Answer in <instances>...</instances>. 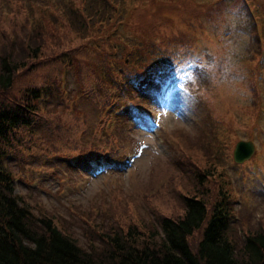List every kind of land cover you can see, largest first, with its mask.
Wrapping results in <instances>:
<instances>
[{"label":"rangeland","instance_id":"1","mask_svg":"<svg viewBox=\"0 0 264 264\" xmlns=\"http://www.w3.org/2000/svg\"><path fill=\"white\" fill-rule=\"evenodd\" d=\"M99 1L0 0V41L14 40L17 30L12 27L26 17L32 24L36 5L44 21L58 30L48 36L60 45L49 81L59 82L63 100L59 93L47 95L37 118L38 144L30 141V150L7 161L14 193L35 215L53 213L89 250L106 233L130 225L159 230L156 210L166 211L171 200L175 207L170 211L181 212L179 192L201 171L204 180L231 199V237L238 236L241 225L248 232L262 229L264 0H103V14L89 12ZM113 9L117 17L109 22ZM80 10L82 27L77 30L64 17L74 18ZM156 38L160 49L152 52ZM125 40L132 41L126 45ZM124 45L126 51L137 50L131 62L138 68L126 67L132 56L119 57ZM65 54L67 62L62 61ZM101 60L109 66L110 83L95 80L99 69L91 62ZM83 76L79 93L76 80ZM167 82L172 90L163 100L161 89ZM97 90L107 97L98 104L91 99ZM64 102L68 113L62 110ZM155 121L157 126H150ZM44 129L51 134L40 141ZM238 140L255 144L254 154L242 163L232 159ZM103 142L119 146L114 148L119 154L111 162L90 163L93 150L101 148L96 145ZM129 155L134 159L126 165ZM91 215L103 228L84 236ZM199 234L191 236L192 247Z\"/></svg>","mask_w":264,"mask_h":264},{"label":"trees","instance_id":"2","mask_svg":"<svg viewBox=\"0 0 264 264\" xmlns=\"http://www.w3.org/2000/svg\"><path fill=\"white\" fill-rule=\"evenodd\" d=\"M32 8L35 11L34 16H31L32 24H27L26 17L20 26L16 24V27H12L17 30L14 40L5 38L6 40L0 41V264H264V227L259 231L248 232L251 230L247 231L246 225H241L238 236L231 237L229 227L235 216L231 199L228 193L218 192L210 179L204 180L201 171L193 174L192 185L187 181L186 191L179 192L181 212L170 211L175 207L171 200L167 201L166 211L156 210L155 228L159 230L145 231L136 225H130L126 229L115 230L112 234L106 233L104 241L91 246L89 250L78 243L77 237L53 213L35 215L32 207L23 204V200L14 193V177L7 161L30 150V141L34 144L36 140V145L38 144L37 118L45 107L46 100L51 95L57 96V93L58 98L63 100L59 82L54 79L52 83L49 81L50 67L54 62L52 57L60 49V45L57 40H51L48 33L58 30L52 29L51 23L44 21L42 9L39 10L36 5ZM114 10L110 13L109 22L117 17ZM89 12L103 14V0L91 5ZM20 13L21 6L17 8V14ZM80 13L83 12L78 11L74 18L73 15L64 17L77 30L82 27ZM98 21L103 22L104 19L99 17ZM158 40L156 38L151 41L152 52L160 49ZM131 41L125 40L124 43L129 44ZM141 41L139 38V46L143 45ZM126 49L127 46L124 45L119 57L132 56L126 67L138 68V65L131 62L136 57L132 53L137 50ZM139 50L147 52L142 48ZM142 55L144 57L147 54ZM68 60L70 58L67 55L62 59L64 62ZM144 63L150 64V61ZM118 64L120 65L119 62ZM91 67L99 69L95 77L97 82L106 84L113 80L105 60L91 62ZM80 69L81 67L76 70L78 74ZM115 69L120 75L123 74L117 67ZM83 80L84 76L83 79L76 80L79 93ZM101 88L103 87L99 89ZM98 90L91 98L96 104L107 99ZM49 94L50 97L47 96ZM64 106L62 110L68 113L65 102ZM54 120H57V115ZM225 125L230 129L229 122ZM44 130L45 134H42L40 141H45V136L51 134V129ZM57 130L54 129L52 133ZM29 136L34 138L30 139ZM114 143H110V147L107 142L98 143L96 146L111 153L102 154V149L96 148L88 158L89 162L115 160L113 158L119 153L114 148L119 146L116 147ZM197 158L201 163L204 162L203 155L199 154ZM85 224L84 236L103 228L92 215ZM195 232L200 234L196 245L192 247L190 238Z\"/></svg>","mask_w":264,"mask_h":264},{"label":"water","instance_id":"3","mask_svg":"<svg viewBox=\"0 0 264 264\" xmlns=\"http://www.w3.org/2000/svg\"><path fill=\"white\" fill-rule=\"evenodd\" d=\"M255 152V145L251 140H239L236 142L233 149V161L242 163L248 160Z\"/></svg>","mask_w":264,"mask_h":264}]
</instances>
